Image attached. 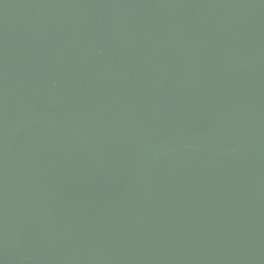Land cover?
I'll list each match as a JSON object with an SVG mask.
<instances>
[{
    "label": "water",
    "instance_id": "95a60500",
    "mask_svg": "<svg viewBox=\"0 0 264 264\" xmlns=\"http://www.w3.org/2000/svg\"><path fill=\"white\" fill-rule=\"evenodd\" d=\"M0 264H264V0H0Z\"/></svg>",
    "mask_w": 264,
    "mask_h": 264
}]
</instances>
